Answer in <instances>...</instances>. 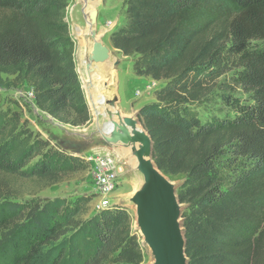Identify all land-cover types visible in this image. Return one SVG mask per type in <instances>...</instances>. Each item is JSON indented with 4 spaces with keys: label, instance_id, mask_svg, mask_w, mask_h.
Instances as JSON below:
<instances>
[{
    "label": "trees",
    "instance_id": "obj_1",
    "mask_svg": "<svg viewBox=\"0 0 264 264\" xmlns=\"http://www.w3.org/2000/svg\"><path fill=\"white\" fill-rule=\"evenodd\" d=\"M68 2L0 0V86L26 84L42 112L81 127L91 116ZM125 16L111 45L136 56L135 75L166 83L139 121L157 168L182 181L188 264H264V0H126ZM235 87L246 95L237 116L199 119ZM48 144L0 109V264H141L124 208L88 218V201L27 199L82 164Z\"/></svg>",
    "mask_w": 264,
    "mask_h": 264
},
{
    "label": "rangeland",
    "instance_id": "obj_2",
    "mask_svg": "<svg viewBox=\"0 0 264 264\" xmlns=\"http://www.w3.org/2000/svg\"><path fill=\"white\" fill-rule=\"evenodd\" d=\"M95 9L98 12L96 29L102 33L101 41L109 49L110 63L115 68L117 74V94L119 96L117 106L122 113L136 117V120L139 122L138 115L140 112L156 102L155 91L162 88L166 83L135 75L133 72V62L136 60V56H123L121 52L111 45L110 36L112 33L126 25V0H98L95 4ZM66 13L70 38L74 43L75 67L78 70L77 74L81 88L90 111L91 120L89 124L81 127H72L63 125L53 119L36 106L31 88L26 84L10 88L0 86V109L4 111H16L27 129L49 143L48 145L51 149H58L67 156L82 161L77 155H84L90 152L92 147L99 144L100 137L95 128H93L94 126L89 128L96 121V116L91 108L86 90L83 87L82 76L79 74L80 66L76 55L77 40L72 30L74 22L81 26L84 23L82 5L78 4L76 0H69ZM103 29H107L108 31L103 32ZM231 73L232 71L223 75L221 80L224 78L228 79ZM221 95L222 99L220 98ZM245 100L246 95L239 88H226L216 91V96H214L212 102L196 108V111L201 121L233 118L237 116V109L245 103ZM121 155L125 156L123 152ZM130 166L129 163H126V165H122L119 168L118 164H116L118 169V185L111 193H103L101 191L89 174L87 164L82 161L80 169L68 179L42 190L33 198L27 199L45 202L58 198L69 204L88 201L86 214L88 218L98 213L97 210L99 211V208L107 203H111L115 207L124 208L131 218L132 232L137 235L142 249L143 261L141 264H151L150 251L143 245L141 236L138 230H136L134 208L128 203L120 202L119 205V201H117L132 191Z\"/></svg>",
    "mask_w": 264,
    "mask_h": 264
},
{
    "label": "water",
    "instance_id": "obj_3",
    "mask_svg": "<svg viewBox=\"0 0 264 264\" xmlns=\"http://www.w3.org/2000/svg\"><path fill=\"white\" fill-rule=\"evenodd\" d=\"M89 1H94V0H89ZM97 15H98V12L96 9L92 10L89 13V21L91 24L97 23ZM98 34L99 32L96 29H93L91 31V38L93 40V43H92L91 54L88 58L89 62L102 63V62H105L109 58V54H110L109 49L106 45L103 44L101 40L97 39ZM86 66L88 68L89 64H87ZM108 85H109L108 81L103 82L104 87ZM87 97L89 99L93 113L96 116V119H95L96 121H94V123L91 124L89 128H92L94 126L93 128H95L98 136L100 137L99 144L92 147L91 151L107 153L115 160L116 164H118V167L120 168V166L126 165V163L130 164V162H129L128 156L120 155L119 150L125 149L126 145H128L129 143L141 142L143 146L145 145L149 149V154L152 159V149H153L152 139L150 135L148 134V132L144 129L140 121L138 122L136 120V117L126 114V116L122 117V120H119L121 123L122 131H123L122 133L114 128L111 129L109 132L104 133L102 125L105 123L104 121L105 119L95 113L91 99L88 96V94H87ZM118 102H119V96L117 94V81H116V92L112 95L111 98L105 101L107 105V109L118 107L117 106ZM136 124L142 127V129L146 132V136H144L142 133H137L135 136L130 135L128 131V127H133ZM76 154H79V153H76ZM130 155H132V153H130ZM134 155L135 153H133L132 156ZM77 156H80V155H77ZM119 164L121 165L119 166ZM154 165L157 168L155 163ZM138 167L139 169H141L144 166L142 164H139ZM130 169L133 175L135 168H132V166H130ZM158 171L167 180L174 182L173 188H174L175 194H174L173 201L167 195V191L164 188V186L157 185L152 181L146 180V178H145L146 186L141 191H139L138 194H133V190H132L131 192L124 195L123 197H121V199H118L117 201H119L118 203L119 205H120V202H123V203H128L131 207L134 208L135 226L142 224L144 239L147 244L153 245L154 243V236L150 235L148 231H146L148 224L150 222L152 223L154 222L152 218H155L157 220L161 234L165 235V237L169 239L165 244V250L168 253V257L164 264H188L189 259L186 255L185 229L183 227V217H182V213L186 205L179 202L178 195H177V190L182 184V181L181 180H178V181L171 180L167 176H165L159 169ZM144 204L148 205V209L143 210L142 213H140L141 210L139 208L144 207ZM136 211H137V214H136ZM173 213H175V215L177 216L179 220V227H181L180 235L182 236V245L179 250H177L176 248V238H177L176 230L178 229V226H176L174 223ZM141 242H142V238H141ZM150 257L152 258V260L155 259V264H162L160 262L159 255H157V260L154 256H150Z\"/></svg>",
    "mask_w": 264,
    "mask_h": 264
},
{
    "label": "bare ground",
    "instance_id": "obj_4",
    "mask_svg": "<svg viewBox=\"0 0 264 264\" xmlns=\"http://www.w3.org/2000/svg\"><path fill=\"white\" fill-rule=\"evenodd\" d=\"M97 1L98 0H76L78 4L82 5L84 18L82 26L74 22V26L72 28L74 36L77 40L76 55L80 66L79 74L82 76L81 80L83 87L86 89V92L91 99L95 113L105 119V123L102 125L104 133L109 132L113 128L122 133L123 131L119 120H122V117L126 116V114L122 113L118 107L107 109V105L105 103V101L111 98L116 92L117 74L115 68L110 63V54L109 58L102 63L89 62L88 60L93 43L91 31L97 27V24L90 23L89 13L95 9ZM107 31V29H103V32ZM101 37L102 33L99 32L97 39L101 40ZM87 64H89L88 68L86 66ZM104 81H108L109 85L104 87ZM128 131L131 136H135L137 133H142L146 136V132L140 125L137 124L133 127H128ZM119 151L120 155L123 152V155L128 156L130 165L132 168H135L131 181L133 194H138L139 191L146 186V178V180L152 181L157 185L164 186L169 198L172 201L174 200V182L167 180L158 171L150 157L149 149L145 145L143 146L141 142H133L126 145L125 149H121ZM130 153H132V155L135 153L136 156H132ZM139 164H142L144 167L139 169ZM139 209L141 210L140 213H142L143 210L148 209V205L144 204V207ZM152 219L154 222H150L148 224L146 231H148L150 235L154 236L153 245L145 242L142 224L137 225L136 230H138L142 238L143 245L149 249L150 255L154 256L156 260L157 255H159L160 262L164 264L168 257V253L165 250V244L169 239L165 237V235L161 234L157 220L155 218ZM173 220L175 225L178 226V229L176 230V248L179 250L182 245V236L180 235L181 227H179V220L175 213H173ZM151 264H155V259L152 260Z\"/></svg>",
    "mask_w": 264,
    "mask_h": 264
},
{
    "label": "built area",
    "instance_id": "obj_5",
    "mask_svg": "<svg viewBox=\"0 0 264 264\" xmlns=\"http://www.w3.org/2000/svg\"><path fill=\"white\" fill-rule=\"evenodd\" d=\"M79 158L88 166L89 174L103 193H111L118 185V169L112 157L105 152L90 151ZM114 207L111 203L99 209Z\"/></svg>",
    "mask_w": 264,
    "mask_h": 264
}]
</instances>
